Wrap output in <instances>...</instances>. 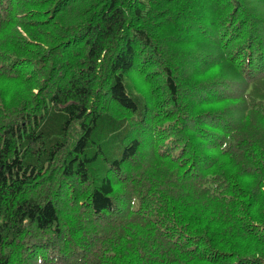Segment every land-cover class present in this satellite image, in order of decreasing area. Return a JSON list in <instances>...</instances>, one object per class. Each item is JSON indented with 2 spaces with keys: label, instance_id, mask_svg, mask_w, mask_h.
<instances>
[{
  "label": "trees",
  "instance_id": "trees-1",
  "mask_svg": "<svg viewBox=\"0 0 264 264\" xmlns=\"http://www.w3.org/2000/svg\"><path fill=\"white\" fill-rule=\"evenodd\" d=\"M0 264H264V0H0Z\"/></svg>",
  "mask_w": 264,
  "mask_h": 264
},
{
  "label": "rangeland",
  "instance_id": "rangeland-1",
  "mask_svg": "<svg viewBox=\"0 0 264 264\" xmlns=\"http://www.w3.org/2000/svg\"><path fill=\"white\" fill-rule=\"evenodd\" d=\"M189 70H190V67H189Z\"/></svg>",
  "mask_w": 264,
  "mask_h": 264
}]
</instances>
